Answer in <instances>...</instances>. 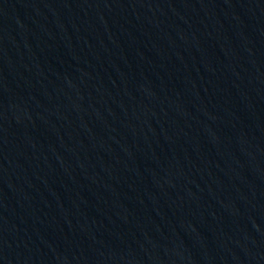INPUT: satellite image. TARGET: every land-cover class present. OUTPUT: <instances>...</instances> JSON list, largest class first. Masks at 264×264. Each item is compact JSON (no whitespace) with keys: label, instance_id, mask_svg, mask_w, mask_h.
Wrapping results in <instances>:
<instances>
[{"label":"water","instance_id":"95a60500","mask_svg":"<svg viewBox=\"0 0 264 264\" xmlns=\"http://www.w3.org/2000/svg\"><path fill=\"white\" fill-rule=\"evenodd\" d=\"M0 264H264V0H0Z\"/></svg>","mask_w":264,"mask_h":264}]
</instances>
